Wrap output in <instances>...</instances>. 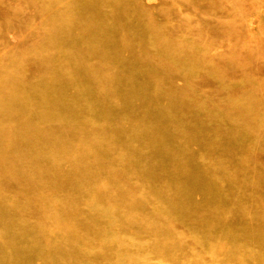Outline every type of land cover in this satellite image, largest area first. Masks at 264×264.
<instances>
[{
    "label": "bare ground",
    "instance_id": "1",
    "mask_svg": "<svg viewBox=\"0 0 264 264\" xmlns=\"http://www.w3.org/2000/svg\"><path fill=\"white\" fill-rule=\"evenodd\" d=\"M163 1L0 0V264H264V13Z\"/></svg>",
    "mask_w": 264,
    "mask_h": 264
},
{
    "label": "rangeland",
    "instance_id": "2",
    "mask_svg": "<svg viewBox=\"0 0 264 264\" xmlns=\"http://www.w3.org/2000/svg\"><path fill=\"white\" fill-rule=\"evenodd\" d=\"M199 1L200 0H188V2L190 3H195ZM145 2L151 6L157 7L158 9H163L166 4L165 1L163 0H145ZM227 8H229L231 12H235V13L243 11V8H240V5L237 6V3H234V2H231L229 4H223V6L217 3L216 5L212 7L205 8V12H210L211 17H209L208 19L205 17L200 18L199 21L206 22L208 24V27L211 30L216 29V25L214 23L218 21L228 22V20L226 19V16H227L226 9ZM244 10L246 13V21H248L249 23H243V21L242 22L238 21L234 25V29L237 31V33H240L241 35L243 34L242 36H240L241 38L244 39L245 34H246V36L248 35V39H249V34H248L249 31L253 30L254 32H256V28H258L260 25V23L256 22L255 18H253V15L256 14V12L264 13V3L260 2L258 5H254L252 0H249L248 5L245 6ZM25 19H26V16L21 14L19 15V19H16L17 22L15 21V24L19 23L20 21L24 22ZM5 35H8V33L6 32ZM258 65H259V68H262L261 71L264 74V58L258 59Z\"/></svg>",
    "mask_w": 264,
    "mask_h": 264
}]
</instances>
